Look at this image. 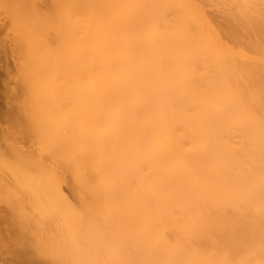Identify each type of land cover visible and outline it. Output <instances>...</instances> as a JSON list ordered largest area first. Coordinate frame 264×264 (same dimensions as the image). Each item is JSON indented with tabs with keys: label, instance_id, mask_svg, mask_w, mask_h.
Masks as SVG:
<instances>
[{
	"label": "bare ground",
	"instance_id": "6f19581e",
	"mask_svg": "<svg viewBox=\"0 0 264 264\" xmlns=\"http://www.w3.org/2000/svg\"><path fill=\"white\" fill-rule=\"evenodd\" d=\"M0 16L38 142L12 151L25 202L0 185L14 248L264 264V0H0Z\"/></svg>",
	"mask_w": 264,
	"mask_h": 264
},
{
	"label": "rangeland",
	"instance_id": "374dc122",
	"mask_svg": "<svg viewBox=\"0 0 264 264\" xmlns=\"http://www.w3.org/2000/svg\"><path fill=\"white\" fill-rule=\"evenodd\" d=\"M4 22H5V19L1 17L0 18V41H3L5 37H8ZM12 60H13V56L9 51L0 53V185L1 183L5 184L4 182L6 181L8 182L7 185L9 187H7L6 185L5 187H3L2 185L1 186L3 187V190L5 188L6 193L8 191H11L10 193L13 194L14 200L10 199L9 202L15 201L16 200L15 197L16 198L18 197L17 200L18 199L24 200L21 202H25V197L28 198V194L26 193L24 188H20L16 186L13 180L14 176L12 175L10 171L11 165L13 166V164L16 162L15 161L16 159L15 160L13 159V161L15 162L11 164L12 158L15 157L14 152L12 151H14L15 147H21L23 149L24 148H30V149L34 148L37 151L38 142H37V135L33 131V128L29 126V122L25 114L23 113V111L20 110L19 108H15L12 105L10 90L11 88H13V85H14L12 77L14 74L13 72L15 70V67H13L14 65L12 66L13 64ZM37 158L38 157L33 158L29 163L27 162L28 164H26V166H24L25 164L23 165L24 166L23 168H25L24 170L26 171V174L24 173L23 168H22L23 171L20 173L25 174V175L23 174L24 177L22 175L23 179H26L25 181H30V180H27L30 177H31V180L36 179L39 181L40 178L43 176L42 172L38 168ZM5 166L7 167L8 170H6ZM20 175L21 174H19V176L18 175H15V176L19 177L20 179ZM22 177L20 179L21 181H23ZM32 184H36L35 186H38L39 182L37 183L36 181H34V183H30L31 186ZM54 184L55 183H53L51 186H53ZM10 185H12V187L16 189L14 192H13V188ZM2 187L0 189H2ZM53 188H55V186H53ZM67 188H68L67 184L64 183L63 189L66 193H68ZM1 193L2 192L0 190V214L1 213L5 214L7 213V211H9V208H7L9 207V205L7 204L8 203L7 201L10 198V196L8 198L4 197L7 199L3 200L4 192L2 195ZM18 193L23 196L22 197L21 195L19 196ZM6 196L8 195L6 194ZM0 216H1L0 218V235H1V233L3 234L4 232H7V231L9 232L8 228L11 229V226H10L11 222L10 220L8 221L5 217H3L2 214ZM2 219L5 221H3ZM7 233H4L5 241L3 240V242H0V264H3V263L4 264H41L42 263L41 259L34 253L35 245L24 246L26 245L24 243V245L21 244L18 246V248H14V245L12 244L13 239H11L10 234L8 233L9 234L8 236ZM6 234L10 239L9 238L6 239L7 238ZM31 246H33L34 249H32Z\"/></svg>",
	"mask_w": 264,
	"mask_h": 264
}]
</instances>
